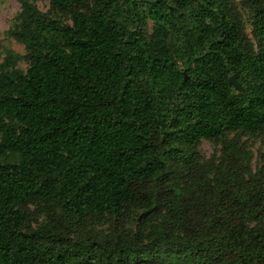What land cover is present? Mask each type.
Returning a JSON list of instances; mask_svg holds the SVG:
<instances>
[{"label":"trees","instance_id":"obj_1","mask_svg":"<svg viewBox=\"0 0 264 264\" xmlns=\"http://www.w3.org/2000/svg\"><path fill=\"white\" fill-rule=\"evenodd\" d=\"M17 2L7 37L25 54L0 63V264H264V163L248 171L233 141L206 165L195 151L264 134V0H249L255 51L221 0H48L69 24ZM34 201L50 225L26 231ZM129 207L162 212L144 243L70 241L51 215L81 226Z\"/></svg>","mask_w":264,"mask_h":264},{"label":"rangeland","instance_id":"obj_2","mask_svg":"<svg viewBox=\"0 0 264 264\" xmlns=\"http://www.w3.org/2000/svg\"><path fill=\"white\" fill-rule=\"evenodd\" d=\"M91 1V0H90ZM222 4L239 18L241 30L244 37L255 51L256 44L251 37V5L249 0H221ZM38 10L47 18L55 20L61 24H69L68 14L56 12L48 9V0H36ZM19 12L17 0H0V63L6 52L23 56L25 54L22 45L15 43L7 37V31L14 25L15 17ZM144 31L151 32V22L148 21L143 26ZM264 51V42L261 43ZM26 61H18L11 68L23 72L26 68ZM233 141L240 149L242 162L248 171H253L264 163V134L255 133H229L214 141L200 140L195 151L197 163L206 165L209 162H216L219 157L220 148L223 143ZM2 161H11L12 157L5 156ZM189 177L183 172L182 176L177 173V182L180 185H187ZM22 212L27 217L24 227L26 231L35 230L40 226L50 225V220L46 216L47 209L41 202L34 201L25 203L21 207ZM52 217L66 228L70 241H82L86 237H93L97 241L104 239L114 241H125L132 236L144 243L150 234L153 225L162 221V212L151 211L145 208L129 207L125 214L116 219L111 215H102L97 219L86 221L79 226L74 219L61 215L58 211H52Z\"/></svg>","mask_w":264,"mask_h":264},{"label":"water","instance_id":"obj_3","mask_svg":"<svg viewBox=\"0 0 264 264\" xmlns=\"http://www.w3.org/2000/svg\"><path fill=\"white\" fill-rule=\"evenodd\" d=\"M227 83L228 85H230L236 92L238 93H242L243 92V88L241 87V85L235 80L234 76H229L227 78Z\"/></svg>","mask_w":264,"mask_h":264}]
</instances>
